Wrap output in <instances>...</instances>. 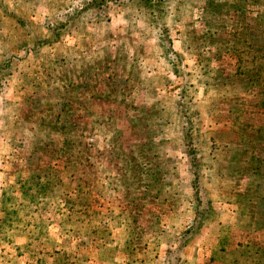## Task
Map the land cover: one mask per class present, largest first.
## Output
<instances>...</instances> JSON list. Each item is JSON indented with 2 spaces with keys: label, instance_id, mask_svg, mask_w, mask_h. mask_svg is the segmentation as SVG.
<instances>
[{
  "label": "rangeland",
  "instance_id": "374dc122",
  "mask_svg": "<svg viewBox=\"0 0 264 264\" xmlns=\"http://www.w3.org/2000/svg\"><path fill=\"white\" fill-rule=\"evenodd\" d=\"M155 2L131 15L109 4L39 44L79 0H0V54L17 58L0 77V264H126L142 254L124 253L131 241L162 264L196 172L211 215L170 257L264 264V0Z\"/></svg>",
  "mask_w": 264,
  "mask_h": 264
},
{
  "label": "trees",
  "instance_id": "16d2710c",
  "mask_svg": "<svg viewBox=\"0 0 264 264\" xmlns=\"http://www.w3.org/2000/svg\"><path fill=\"white\" fill-rule=\"evenodd\" d=\"M161 0H157V2H160ZM111 4V8L113 10H117L118 8H121L122 10H129L130 15L134 11H143L149 10L150 13H152V9L156 8H162L163 3H160L159 5L155 2V0H79V4L73 8V10H70V13H68V16L66 17V22H63L61 26L59 27H54L51 26L49 31H52V37L51 39H45L40 41L39 44H50L54 43L57 41H61V38L64 34V32L68 29L67 25H75L76 29H83L86 24H89L92 19H96L99 17H102L103 13L105 12L104 9L108 7V5ZM3 10V7H2ZM4 11V10H3ZM128 12V13H129ZM4 17H7L6 12L4 11ZM24 25V24H23ZM9 29H12L10 27ZM13 31V29H12ZM1 33V32H0ZM157 33H158V45L161 47L163 50L161 52V56L167 60V61H172L177 63L176 57L174 54L176 52L174 50H171V40H169L168 32L166 29L158 24L157 28ZM7 34H3V36H6ZM3 36H1L0 41L2 42L4 39ZM54 39V40H53ZM0 42V43H1ZM2 44V43H1ZM0 44V45H1ZM5 44V42L3 43ZM167 45V48L165 49ZM1 48V47H0ZM5 52V53H4ZM3 54H0V77L7 75V69H10L12 63L15 61V56L12 54V49L5 48ZM4 55H10V58L7 59L4 57ZM174 55V56H173ZM172 57V58H171ZM175 67V64H174ZM177 72V71H176ZM4 79V78H3ZM186 99H188V88L182 87L180 93L177 95V99L175 101V105L178 108H181L183 111V120H185L184 124H182V129H183V134L187 136L189 134V131L191 130L192 127V120L195 118L196 114L191 111L190 108H188V104ZM186 104V106H185ZM191 113V114H189ZM56 125L52 126V128H55ZM92 131L91 128L84 126L83 132H89ZM71 140L70 138L66 140L63 146V148L68 149L70 147ZM68 150H66L64 153H67ZM75 152H72V154ZM71 155V154H70ZM194 182L193 183V188L194 192L191 195V197L188 199V204H190V209L192 210V217L190 218L189 222L187 225H185L186 230L183 232H180L179 234L175 233V236L172 238L173 245L170 246V250L164 253L162 264H183L185 260L183 258L179 257H173L171 258V253L173 252V248H178L182 243L185 238L188 239V236L193 235L197 231V229L203 224V222L208 218H210L211 215V210L206 208H201L199 206L200 203V195L203 194V192H207L205 189H203L201 182L197 181V176H200L198 172L193 174ZM47 181V180H46ZM44 182L45 184L43 185L46 187L48 185V182ZM214 184L216 185L215 189L216 191H220L222 189V186L224 185L223 182L220 180L215 179ZM46 196V195H45ZM44 196V197H45ZM210 203V201H209ZM208 213V214H207ZM210 214V215H209ZM245 211L244 210H236V217H237V222H241L242 218L245 216ZM206 218V219H205ZM12 219L11 216L8 213H5V217L3 221ZM11 221V220H10ZM239 226V224H237ZM142 238V234L138 236V239ZM136 245V246H135ZM126 253L127 256L130 255L129 253H134V252H142V254L139 256L138 260L132 259V260H127L126 264H145L146 261L144 260V254L146 253L145 249L147 250V246L145 242L140 241L139 243H136L131 241V243H126ZM187 249V248H186ZM139 250V251H138ZM145 252V253H144ZM222 253L218 251H212L207 255V261L202 260L201 263L198 261L192 263L191 260L186 259V264H211L212 262L216 260H220L223 262L224 258H221ZM238 254L233 256V259L236 261L238 260ZM204 256V255H203ZM203 256L198 253L197 258H202ZM131 258V257H129ZM198 260V259H197ZM234 261V262H235ZM227 264V263H225ZM230 264V263H229Z\"/></svg>",
  "mask_w": 264,
  "mask_h": 264
}]
</instances>
